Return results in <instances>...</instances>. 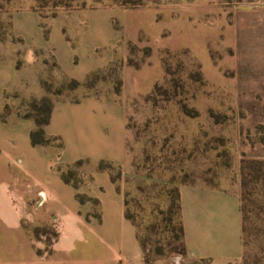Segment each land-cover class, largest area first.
<instances>
[{
	"label": "rangeland",
	"instance_id": "rangeland-1",
	"mask_svg": "<svg viewBox=\"0 0 264 264\" xmlns=\"http://www.w3.org/2000/svg\"><path fill=\"white\" fill-rule=\"evenodd\" d=\"M25 10L40 13L45 33L53 19L100 18L121 36L126 57L117 50L80 86L48 74V96L23 103L20 113L46 119L54 98L76 99L80 87L121 94L124 67L137 71L125 76L128 160L113 168V178L151 259L162 250L159 259L179 262L181 246L169 232L178 220L179 187L240 183L242 195L243 162L264 160V0H0V41L11 38V19ZM250 187L256 213L246 222L244 263L264 264L262 186ZM25 227L45 252L56 229L28 220Z\"/></svg>",
	"mask_w": 264,
	"mask_h": 264
},
{
	"label": "crops",
	"instance_id": "crops-1",
	"mask_svg": "<svg viewBox=\"0 0 264 264\" xmlns=\"http://www.w3.org/2000/svg\"><path fill=\"white\" fill-rule=\"evenodd\" d=\"M44 22L38 11L17 12L11 38L0 41V264H146L137 228L126 216L125 191L111 171L101 169L102 163L114 168L127 163L125 76L137 71L124 67L121 94H85L80 87L76 99H53L45 132L61 140V150L34 146L36 123L19 109L48 96L43 84L48 74L84 83L117 50L126 57L127 46L121 47V36L107 19H53L48 35ZM70 170L78 184L63 178ZM179 194L181 262L161 258L153 264H244L240 183L182 184ZM27 220L56 229L50 254H39L43 242L30 236Z\"/></svg>",
	"mask_w": 264,
	"mask_h": 264
},
{
	"label": "trees",
	"instance_id": "trees-1",
	"mask_svg": "<svg viewBox=\"0 0 264 264\" xmlns=\"http://www.w3.org/2000/svg\"><path fill=\"white\" fill-rule=\"evenodd\" d=\"M49 32H46V35H48ZM100 70H97L93 73H91L87 79L85 80L84 84L87 83L91 77L96 76ZM73 84L76 86H80L82 83L78 81H72ZM120 90L117 91V94H119ZM52 106L51 105L48 109V115L46 119L40 120L33 116L32 114H24L23 117L25 118H31L35 121L36 123V128L35 130L31 133V140L34 146H50L53 145L55 146L58 150L62 149V142L59 138H51L47 136L45 132V126H47L50 122L51 118V112H52ZM113 166L109 163H102L101 164V169L109 170L113 174ZM59 170L62 171L61 168ZM71 172V171H70ZM74 175V172L69 173V171H63L62 175L65 181L71 182L72 176ZM242 187H243V193H242V210H243V219H244V226H243V231L244 234L247 232L246 228V222L247 219L249 218V215L256 213L254 209L251 208L252 202L254 201L253 197L256 194V189L250 187L251 184H257L261 185V193H260V208H259V214L261 215L260 221L261 224L264 227V160H247L243 162L242 166ZM78 184V181L75 182ZM258 194V192H257ZM81 201H84L85 198L80 197ZM253 199V200H252ZM177 202H178V220L175 226L170 228L169 232L172 234V238L175 239L181 246V253L183 254L185 251L183 239H184V229L181 221V204H180V194L179 190L177 192ZM126 205L128 206V202L126 201ZM126 216L129 220L133 222L135 227L137 228V235L139 238V241L143 247L144 250V255H145V262L146 264H153L155 260L159 259L161 256H163V251H157L155 253V257L151 259V256L148 251V246L146 242L142 239L140 233H139V228L137 223L135 222L134 218L128 214V211L126 212ZM38 233V231H37ZM58 238V233H54L53 239L50 240V244L48 249L45 252L39 251V254L42 255L44 253L50 254L51 253V245L52 243ZM244 247H246L245 239H244ZM245 255V252H244ZM245 264V263H244Z\"/></svg>",
	"mask_w": 264,
	"mask_h": 264
}]
</instances>
